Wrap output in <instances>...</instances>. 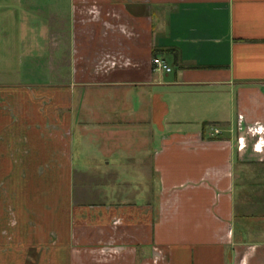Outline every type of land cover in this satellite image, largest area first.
Instances as JSON below:
<instances>
[{
  "label": "crops",
  "instance_id": "0c3cea01",
  "mask_svg": "<svg viewBox=\"0 0 264 264\" xmlns=\"http://www.w3.org/2000/svg\"><path fill=\"white\" fill-rule=\"evenodd\" d=\"M15 30L51 80L0 83V264H264V0H0Z\"/></svg>",
  "mask_w": 264,
  "mask_h": 264
},
{
  "label": "rangeland",
  "instance_id": "374dc122",
  "mask_svg": "<svg viewBox=\"0 0 264 264\" xmlns=\"http://www.w3.org/2000/svg\"><path fill=\"white\" fill-rule=\"evenodd\" d=\"M13 32L10 38L15 40L11 41L9 46L0 43V74H2V76H0V83L4 85H17L20 83L32 86L37 84V82L44 83L45 81H50L51 78L46 75V71L38 70L36 67V65L40 66L42 63H45L44 61H36L32 57L21 59V56L18 55L21 46L17 40V30ZM8 47L11 48L9 52L7 50ZM19 65L22 66V73H26L27 75L36 73V75L17 76ZM24 68L27 70H24ZM130 144H133V141L124 142L122 147Z\"/></svg>",
  "mask_w": 264,
  "mask_h": 264
},
{
  "label": "built area",
  "instance_id": "2783aa9c",
  "mask_svg": "<svg viewBox=\"0 0 264 264\" xmlns=\"http://www.w3.org/2000/svg\"><path fill=\"white\" fill-rule=\"evenodd\" d=\"M153 64L157 70H162V71H165L167 73L172 72V68L169 67V65L160 58H154ZM220 134H221L220 129H218L216 127L211 128L210 138L218 137Z\"/></svg>",
  "mask_w": 264,
  "mask_h": 264
},
{
  "label": "trees",
  "instance_id": "16d2710c",
  "mask_svg": "<svg viewBox=\"0 0 264 264\" xmlns=\"http://www.w3.org/2000/svg\"><path fill=\"white\" fill-rule=\"evenodd\" d=\"M216 125H218V124H211V125H210V124H205V125H204V129H206V128L209 127V126H216Z\"/></svg>",
  "mask_w": 264,
  "mask_h": 264
}]
</instances>
